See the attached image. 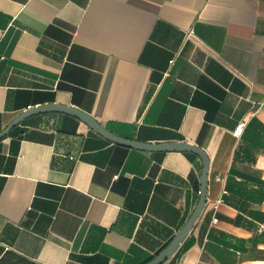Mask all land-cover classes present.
Here are the masks:
<instances>
[{
	"label": "crops",
	"instance_id": "crops-1",
	"mask_svg": "<svg viewBox=\"0 0 264 264\" xmlns=\"http://www.w3.org/2000/svg\"><path fill=\"white\" fill-rule=\"evenodd\" d=\"M43 105L206 153L163 264H264V0H0V134ZM202 170L33 115L0 139V264H149Z\"/></svg>",
	"mask_w": 264,
	"mask_h": 264
},
{
	"label": "water",
	"instance_id": "water-1",
	"mask_svg": "<svg viewBox=\"0 0 264 264\" xmlns=\"http://www.w3.org/2000/svg\"><path fill=\"white\" fill-rule=\"evenodd\" d=\"M43 113H64L67 115H70L72 117L77 118L82 123L87 125L92 131L95 133L101 135L105 139L117 143L119 145L127 146L130 148L142 150V151H160V152H187V153H193L197 155L203 162V170H202V178H201V195L199 203L193 213V215L190 217V219L187 221L185 226L182 228V230L177 234L173 242L164 250L162 251L153 261H151L149 264H163L169 257H171L174 252L177 250L179 245L182 243L184 238L187 236L189 231L192 229L194 223L198 219L204 204L206 202L207 197V172L209 168V158L206 155V153L198 146L192 145L189 143H167V144H147V143H140L136 141H131L127 139L120 138L107 130H105L100 123L94 119L92 116L88 115L87 113L80 111L79 109L69 107V106H62V105H43L37 108L29 109L28 111L21 114L19 117H17L1 134L0 139L7 136L10 131L17 125H19L21 122H23L25 119L37 115V114H43Z\"/></svg>",
	"mask_w": 264,
	"mask_h": 264
},
{
	"label": "built area",
	"instance_id": "built-area-1",
	"mask_svg": "<svg viewBox=\"0 0 264 264\" xmlns=\"http://www.w3.org/2000/svg\"><path fill=\"white\" fill-rule=\"evenodd\" d=\"M244 126H245V124L242 123V124H240V125L236 128V130H235L234 133H233L235 137H240V136L242 135L243 130H244ZM219 202H221V200H219L218 203H219ZM216 221H217V220L214 219V222H216Z\"/></svg>",
	"mask_w": 264,
	"mask_h": 264
}]
</instances>
